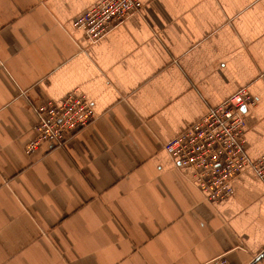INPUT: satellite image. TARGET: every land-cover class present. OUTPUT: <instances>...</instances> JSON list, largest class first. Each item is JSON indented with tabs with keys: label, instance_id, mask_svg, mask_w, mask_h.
Returning <instances> with one entry per match:
<instances>
[{
	"label": "crops",
	"instance_id": "crops-1",
	"mask_svg": "<svg viewBox=\"0 0 264 264\" xmlns=\"http://www.w3.org/2000/svg\"><path fill=\"white\" fill-rule=\"evenodd\" d=\"M99 1L0 0V264L253 263L264 181L209 203L163 146L244 89L264 154V0H139L91 41L72 23ZM71 92L94 121L26 154L36 109Z\"/></svg>",
	"mask_w": 264,
	"mask_h": 264
},
{
	"label": "built area",
	"instance_id": "built-area-1",
	"mask_svg": "<svg viewBox=\"0 0 264 264\" xmlns=\"http://www.w3.org/2000/svg\"><path fill=\"white\" fill-rule=\"evenodd\" d=\"M140 8L139 0H100L72 25L96 41ZM254 104L246 90H239L163 146L177 167L192 172L196 188L209 203L228 199L233 194L232 180L245 169L264 181V154L251 160L244 148L243 109ZM36 113L34 136L25 145L26 154L43 144L60 147L94 121L87 101L75 92L58 103L47 102Z\"/></svg>",
	"mask_w": 264,
	"mask_h": 264
},
{
	"label": "water",
	"instance_id": "water-1",
	"mask_svg": "<svg viewBox=\"0 0 264 264\" xmlns=\"http://www.w3.org/2000/svg\"><path fill=\"white\" fill-rule=\"evenodd\" d=\"M264 256V252L263 253H261L256 259H255V261L254 262H256V261H258L259 259H261L262 257ZM254 262L253 263H251V264H254Z\"/></svg>",
	"mask_w": 264,
	"mask_h": 264
},
{
	"label": "rangeland",
	"instance_id": "rangeland-1",
	"mask_svg": "<svg viewBox=\"0 0 264 264\" xmlns=\"http://www.w3.org/2000/svg\"><path fill=\"white\" fill-rule=\"evenodd\" d=\"M223 264V263H222Z\"/></svg>",
	"mask_w": 264,
	"mask_h": 264
}]
</instances>
